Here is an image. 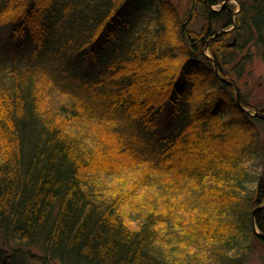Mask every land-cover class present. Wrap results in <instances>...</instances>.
Instances as JSON below:
<instances>
[{"label": "trees", "instance_id": "16d2710c", "mask_svg": "<svg viewBox=\"0 0 264 264\" xmlns=\"http://www.w3.org/2000/svg\"><path fill=\"white\" fill-rule=\"evenodd\" d=\"M230 1L0 0V264L264 247V112L237 85L264 0Z\"/></svg>", "mask_w": 264, "mask_h": 264}, {"label": "rangeland", "instance_id": "374dc122", "mask_svg": "<svg viewBox=\"0 0 264 264\" xmlns=\"http://www.w3.org/2000/svg\"><path fill=\"white\" fill-rule=\"evenodd\" d=\"M171 1L177 7L178 11L181 14H184L188 0H171ZM230 2L235 4V6L238 5V2H236V0H231ZM213 8L217 9L219 8V5H215L213 6ZM193 25L197 26L196 23ZM237 81H238L237 85L241 88L247 101L253 106H255L257 108V111L263 110L264 112V59H262L260 56H253L249 64L246 66L245 71L242 74V77ZM169 126H170L169 122L164 121L163 119L160 120L159 127H162L163 129ZM258 128H260L259 130L260 135L263 136L264 125L263 124L258 125ZM115 179L121 183L122 181H124L123 183V187L125 189L124 191H128L129 188L126 187V185H128L127 180L124 176L120 175L115 177ZM141 196H144L143 191L141 192ZM255 231L256 233L258 232L257 230ZM258 236L264 238V236L263 235L261 236L260 233L258 234ZM71 264H81V263L72 262ZM243 264H264V247L259 240H255V239L252 240L251 250L249 254L244 257Z\"/></svg>", "mask_w": 264, "mask_h": 264}, {"label": "water", "instance_id": "95a60500", "mask_svg": "<svg viewBox=\"0 0 264 264\" xmlns=\"http://www.w3.org/2000/svg\"><path fill=\"white\" fill-rule=\"evenodd\" d=\"M236 2H238V1L236 0ZM224 3H225V2H223L222 5H223ZM238 6L240 7L239 2H238ZM239 7H238V8H239ZM254 114H257V113L255 112ZM262 117H264V115H262ZM255 232H256V231H255ZM257 234H259V233L257 232ZM260 235L262 236L263 234H260Z\"/></svg>", "mask_w": 264, "mask_h": 264}, {"label": "flooded vegetation", "instance_id": "af4514ba", "mask_svg": "<svg viewBox=\"0 0 264 264\" xmlns=\"http://www.w3.org/2000/svg\"><path fill=\"white\" fill-rule=\"evenodd\" d=\"M237 7H239V6L237 5Z\"/></svg>", "mask_w": 264, "mask_h": 264}]
</instances>
